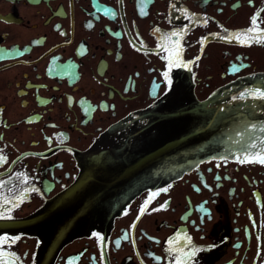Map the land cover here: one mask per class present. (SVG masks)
Here are the masks:
<instances>
[{
    "label": "flooded vegetation",
    "instance_id": "1",
    "mask_svg": "<svg viewBox=\"0 0 264 264\" xmlns=\"http://www.w3.org/2000/svg\"><path fill=\"white\" fill-rule=\"evenodd\" d=\"M260 35L264 0H0V264H264V164L242 159L204 158L53 254L28 223L111 125L264 71Z\"/></svg>",
    "mask_w": 264,
    "mask_h": 264
},
{
    "label": "water",
    "instance_id": "2",
    "mask_svg": "<svg viewBox=\"0 0 264 264\" xmlns=\"http://www.w3.org/2000/svg\"><path fill=\"white\" fill-rule=\"evenodd\" d=\"M189 81L179 97L130 114L78 159L76 180L29 221L54 253L94 226L107 227L141 189L178 176L200 158L264 154V73L238 78L197 100Z\"/></svg>",
    "mask_w": 264,
    "mask_h": 264
},
{
    "label": "snow or ice",
    "instance_id": "3",
    "mask_svg": "<svg viewBox=\"0 0 264 264\" xmlns=\"http://www.w3.org/2000/svg\"><path fill=\"white\" fill-rule=\"evenodd\" d=\"M258 31V25H257V17L254 16L252 17V27L244 30L242 33H237L235 34V38L239 40V37L241 35L245 36V37H248L249 34L253 33V32H257ZM172 35H178L177 33H172ZM256 40V42H264V35H260L259 37L257 38H254ZM240 43H247L249 42L248 40H239ZM176 44H177V49H178V45H179V41L177 40L176 41ZM175 56H178L179 55V52L178 50L175 52L174 54ZM165 76H167V73H165ZM256 96L260 97V98H264V92H257L255 93ZM0 160H2V157H0ZM242 163H251V162H258V163H261V164H264V157H260V156H257V157H253L251 159H249L248 157H245L244 159L241 160ZM156 210V209H154ZM145 211L144 208L141 209V212L143 213ZM5 217L0 214V219H4ZM7 218H11L10 216L7 217ZM139 219V217H138ZM95 235V234H94ZM189 242H190V238H188ZM119 243V242H117ZM192 255H195V251H193L191 253ZM103 258V257H102ZM177 264H180V261H179V258H177Z\"/></svg>",
    "mask_w": 264,
    "mask_h": 264
}]
</instances>
